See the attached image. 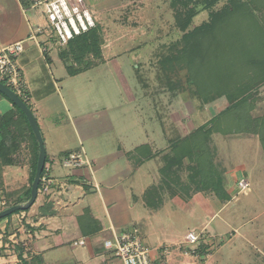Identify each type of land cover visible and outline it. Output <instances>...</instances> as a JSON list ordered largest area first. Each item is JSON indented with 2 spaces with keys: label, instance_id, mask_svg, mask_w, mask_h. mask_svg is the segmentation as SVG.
I'll return each instance as SVG.
<instances>
[{
  "label": "rangeland",
  "instance_id": "obj_1",
  "mask_svg": "<svg viewBox=\"0 0 264 264\" xmlns=\"http://www.w3.org/2000/svg\"><path fill=\"white\" fill-rule=\"evenodd\" d=\"M22 1L41 11L46 0ZM206 1L84 0L99 28L102 60L88 53L80 65L69 48L57 45L54 38L46 40L45 43L53 45L54 66L59 71H54L56 76L67 74L66 67L86 69L88 64L90 69L68 78L60 86L63 98L58 93L54 97L57 110L45 112L49 130L41 124L38 128L48 151L49 139H56L53 132L62 130L76 141L72 144L75 151L80 148L78 140L85 143L91 161L100 150L116 154L153 137L160 142L156 146L159 160L175 169L171 168L170 176L164 178L161 171L166 167L159 166L160 172L153 170L152 177L149 175L152 163L144 164L139 173L149 181L146 196L157 197L151 208L160 206L162 197L177 205L178 210L174 211L168 203L170 216L151 222L150 244L154 240L159 243L170 239L162 238L160 228L171 225L179 241L189 232L199 236L193 246L180 244V253L197 252L203 257L216 251L214 259L219 264H248V260H257L260 254L256 262L264 264L261 255L264 253V82L255 84L245 95L241 90L244 100L237 103L231 100L238 94L237 86L246 87L252 75H262L260 66L252 68L251 64L254 59H263L261 44L247 49L241 31L232 30L229 24L216 30L228 38L239 34L233 38L234 46L229 50L217 52L210 41L204 60L192 62L181 58L184 34L209 24L212 15L221 13L233 0H218L213 4ZM239 1L245 7L238 10V15L243 10L250 13V18L245 19L246 26L249 33L254 28L260 31L250 34L251 40H259L264 35V0ZM190 9L194 15L182 31L176 25L175 13L184 14ZM242 65L251 72L236 77L229 71ZM218 72H228L234 81L219 88L215 81ZM207 122L211 125L201 131L199 138L183 141ZM20 136L22 143L30 138L26 128ZM137 155L144 157V148ZM240 178L250 186L245 194L237 188ZM143 181L138 175L134 184L138 196ZM202 182H214L216 191L203 190ZM129 185L126 181L118 188ZM17 193L4 192L3 166L0 211L18 200ZM198 197L202 204L209 205V210L199 205ZM139 234L150 247L143 229H139Z\"/></svg>",
  "mask_w": 264,
  "mask_h": 264
},
{
  "label": "crops",
  "instance_id": "obj_2",
  "mask_svg": "<svg viewBox=\"0 0 264 264\" xmlns=\"http://www.w3.org/2000/svg\"><path fill=\"white\" fill-rule=\"evenodd\" d=\"M44 15V8L38 11L37 7L27 6L20 0H0V50L22 43L23 51L17 55L16 61L24 91L38 125L49 130L45 112L57 110L54 97L56 93L60 96V86L71 76L54 74L59 71L54 66L53 45L45 43V32L37 33L47 26ZM7 113L17 116L10 102L0 96V116ZM53 133L56 139H49V151L46 140L43 143L46 153L43 176L50 183L41 182L35 203L30 208L0 221V264H121L104 249L103 243L122 230L134 227L138 231L143 229L145 240L150 244L151 222L161 221L163 216L172 213L167 208L170 202L162 197L160 206L150 207L157 197L146 196L149 181L139 173L140 168L149 162L152 163L150 176L154 177L153 170L160 172L159 166H164L156 155V146L160 142L152 137L116 154L100 150L91 161L84 142L78 140L80 148L75 151L72 144L76 141L70 138L71 135H64L62 130ZM25 141L13 155V163L4 166V192L17 191L20 193L18 199L25 198L30 186L31 166L36 153L31 138L28 136ZM140 147L145 150L144 157L137 155L136 150ZM70 156L79 157L80 163L65 166L64 162ZM138 175L144 180L139 196L134 185ZM126 181L130 184L128 187L118 188ZM197 200L205 211L209 210L208 204H202L199 197ZM170 204L174 211L178 210L177 205ZM160 230L162 238L170 239L159 243L154 240L150 244L154 264H202V259L203 264H219L214 259L216 251L203 257L197 252L194 255L180 253L179 245L184 243L186 235L179 241L171 225L161 226ZM235 233L239 234L236 230ZM80 241L84 244L80 245ZM162 248L172 251L163 255ZM259 256H256L257 260ZM257 260H248V264H257Z\"/></svg>",
  "mask_w": 264,
  "mask_h": 264
},
{
  "label": "trees",
  "instance_id": "obj_3",
  "mask_svg": "<svg viewBox=\"0 0 264 264\" xmlns=\"http://www.w3.org/2000/svg\"><path fill=\"white\" fill-rule=\"evenodd\" d=\"M20 1H22V0H20ZM217 1L218 0H207L206 2H207V4H213ZM248 1L251 2V0H248ZM241 3L242 2L239 0H233L230 3V5L225 10H223L221 13L212 15V19H211V22L209 24H205L201 28L195 29L194 31H192L190 33L184 34V36L182 37L183 47L181 48V51L179 53L181 58H187L189 61L197 60V59L204 60L205 53L209 51V46H207V44L210 41H212L211 44H212L213 50H216L217 52L224 50V49L229 50L231 45L234 46V44L231 43V42H233L232 41L233 38L238 37L239 34L238 35L234 34L233 38L232 37L228 38L227 34L225 35L223 32L216 31L217 28L225 27V25H229V24L232 25V27H233L232 30H235V29L238 30L239 29V31H241V35H242L241 38H245V40H247V45L244 44V47H246L247 49H252V47L255 44H258V43L261 44L262 58L263 59L258 60V61H256L254 59L251 62V64H252V68H255L256 66L259 65L261 70H262V75H260V76L254 75L255 77L252 75L247 80V86L246 87L240 88V86H237L235 88L238 91V94L233 96L231 99V100H234L235 103H237L241 99L244 100L243 99L244 96L243 97L241 96L242 95L241 90H242L243 94L244 93L247 94V92L250 89H252L251 87H253L255 84H259V83L264 82V35L259 40H251L250 34L252 32L253 33L258 32V34H259L260 31H258L256 28L253 27L255 30H253V31L251 30L249 33L248 26H246L248 24H247V21H245V19H247L246 16H248V18H250V15H249L250 13L248 14L245 10H243V12H241L239 15L237 13L239 9L241 10V9H244V7H245L244 4H241ZM193 15H194V12L191 9L187 10L184 14L181 11H177L175 13V22H176V25L180 28V30L185 31L186 25L190 21V19L192 18ZM232 19L233 20L235 19V20H238L239 22L240 21L241 22H240V24H238L235 20L233 22ZM225 22H226V24H225ZM99 43H100L99 28L96 25L94 29L74 38L73 40L69 41L65 46L67 48H69V51H71L74 54V58L76 59V62H78V64H80V63H82V59L85 56V54H88V53H94V57L102 60ZM86 66L88 67L86 69L85 68L84 69L79 68V69L73 70L70 67H66L65 69L67 71V74L72 77V76L78 75V74L85 72L88 69H90V66H88V64H86ZM234 69H235V71H231V70H229V71L231 73L236 74V77L238 76V74H244V73L247 74V73L251 72L250 68H247V69L243 68V65L240 67L234 68ZM228 72H223V73L218 72L217 73L215 81H216L219 88L221 86H226L230 80L234 81L233 77ZM0 83L7 86L4 82H0ZM255 87H257V86H255ZM8 88H10V87H8ZM224 89H222V90H224ZM227 90L228 89H226L225 91H227ZM227 95H229V93ZM0 96L5 98L6 100H8L17 112V116H15L14 114H9V113L3 114L0 116V170L3 166L10 165L13 163V161H14L13 155L16 154V152L20 149L21 144H22L23 138L20 135H22L24 127L27 129V131L30 135V138L34 144L35 151H36V153L34 155V159L32 161V166H31L30 186L25 192V198L24 199H18L17 201H15L14 203L11 204L12 206L23 207L19 211H16L13 213V214H17V213L27 209L26 204L28 203V201L30 199L31 185H32V182L34 180L35 173H36V164H37V159L39 156V147H38V142H37L32 130H31V127L27 121L25 114L16 105H14L8 98H6L1 92H0ZM22 101L30 109V107L28 105L29 102H27L25 100H22ZM210 125H211L210 122L205 123L201 127L194 130L183 141L195 140V138H199L198 136L200 135L201 131L203 129L207 128V126L209 127ZM196 140H198V139H196ZM178 145H179V143H177V145L174 144V146H178ZM136 152L138 154L142 153L143 147L138 148L136 150ZM165 167L166 168L162 167L163 170L161 171V174L164 176V178H167L168 176H170L169 172L171 171V168L174 170L175 166L172 167L170 165H166ZM164 169H166V170H164ZM43 174H44V168L41 172V176H40V180H39L37 189H39L41 186V178L43 177ZM202 184H203L202 185L203 190H209L212 188L213 191H216L214 182H212V183H205V182L203 183L202 182ZM19 194L20 193L18 192L17 197H19ZM11 215H9V216H11ZM9 216H6V217H9ZM5 218L0 219V221H2ZM19 264H22V263H19Z\"/></svg>",
  "mask_w": 264,
  "mask_h": 264
},
{
  "label": "built area",
  "instance_id": "obj_4",
  "mask_svg": "<svg viewBox=\"0 0 264 264\" xmlns=\"http://www.w3.org/2000/svg\"><path fill=\"white\" fill-rule=\"evenodd\" d=\"M44 3L47 26L43 30H37V33L45 32L47 41L54 38L57 45L65 46L69 41L89 32L96 26V20L86 7L84 0H46ZM22 51L21 42L8 45L0 50V82H4L10 87L21 100L29 102L16 61L17 55ZM75 160H77L76 163ZM78 163H80L79 157L70 156L64 165L70 166ZM41 182L50 183L44 176L41 178ZM236 183L239 192L245 194L250 190L249 183L244 178L239 179ZM198 240V235L189 232L185 236L184 244L193 246L197 244ZM79 244L83 245L84 242L80 241ZM103 247L121 264H154L151 248L143 242L139 231L134 227L115 234L111 240L103 243ZM161 250L163 255L170 253L168 248Z\"/></svg>",
  "mask_w": 264,
  "mask_h": 264
},
{
  "label": "water",
  "instance_id": "obj_5",
  "mask_svg": "<svg viewBox=\"0 0 264 264\" xmlns=\"http://www.w3.org/2000/svg\"><path fill=\"white\" fill-rule=\"evenodd\" d=\"M0 92L25 114L27 121L31 127V130L38 142L39 156L36 164V173L31 185L30 199L26 204V208H30L35 203L37 197V191H38L37 186L40 180L41 172L45 164L46 153L44 149L42 136L40 134V130L38 128L36 118L34 117L32 111L27 107V105L10 88L3 85L2 83H0ZM21 208L23 207L11 206L9 208L0 211V219L5 218L6 216H9L16 211H19Z\"/></svg>",
  "mask_w": 264,
  "mask_h": 264
}]
</instances>
